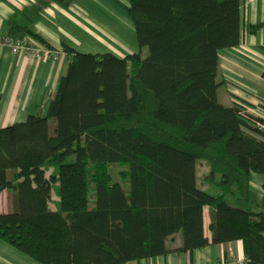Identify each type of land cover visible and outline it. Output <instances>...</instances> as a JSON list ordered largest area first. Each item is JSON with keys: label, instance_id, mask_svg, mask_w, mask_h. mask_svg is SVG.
I'll list each match as a JSON object with an SVG mask.
<instances>
[{"label": "trees", "instance_id": "1", "mask_svg": "<svg viewBox=\"0 0 264 264\" xmlns=\"http://www.w3.org/2000/svg\"><path fill=\"white\" fill-rule=\"evenodd\" d=\"M241 4L130 0L146 59L65 48L47 108L0 130V195L10 192L12 205L0 241L39 264H130L241 241L246 264H264V214L248 209L264 132L240 118L246 106L218 101L220 53L242 42ZM203 161L209 173L199 178ZM113 164L128 166L127 191ZM178 234L181 245H168Z\"/></svg>", "mask_w": 264, "mask_h": 264}, {"label": "crops", "instance_id": "2", "mask_svg": "<svg viewBox=\"0 0 264 264\" xmlns=\"http://www.w3.org/2000/svg\"><path fill=\"white\" fill-rule=\"evenodd\" d=\"M241 3V45L220 53L221 77L229 88L223 105L245 103L264 120V29L250 32L251 26L264 22V0ZM129 8L130 0H73L68 9L55 0H0V38L13 37L14 28H18L24 36L59 53L58 60L45 61L0 46V130L26 122L38 106L47 108L67 69L65 48L81 54H112L119 59L142 54ZM198 176L201 178L199 172ZM250 187L254 202L248 209L264 214V174H253ZM11 211L10 192H4L0 195V214ZM204 224L208 230L209 207L204 210ZM206 234L211 237L209 231ZM181 243V234L167 242L173 247ZM0 264L39 263L0 241ZM130 264H246V254L239 241Z\"/></svg>", "mask_w": 264, "mask_h": 264}, {"label": "built area", "instance_id": "3", "mask_svg": "<svg viewBox=\"0 0 264 264\" xmlns=\"http://www.w3.org/2000/svg\"><path fill=\"white\" fill-rule=\"evenodd\" d=\"M0 46L7 47L14 54L32 56L37 60H58L59 57V53L57 51H54L49 47L38 43L29 35L23 36L21 38H0ZM236 104L246 106L244 110L240 111V118L248 125L264 132V123H261L258 119L260 117L252 112L247 104L239 101H236Z\"/></svg>", "mask_w": 264, "mask_h": 264}, {"label": "rangeland", "instance_id": "4", "mask_svg": "<svg viewBox=\"0 0 264 264\" xmlns=\"http://www.w3.org/2000/svg\"><path fill=\"white\" fill-rule=\"evenodd\" d=\"M149 56V49H143L142 50V57L144 59H146L147 57ZM218 81L222 83V77H221V73L220 75H218ZM229 88L226 86L225 83L221 84L220 87L218 88V101L220 104H224L225 103V98L227 97L228 98V92ZM72 161V160H71ZM128 170V166L125 167V165H121V164H113L110 166V174L113 178V181L115 183H120L121 186L127 191L128 188L127 186L125 185L124 183V180H123V175H122V171H127ZM207 171H209V167L207 165L206 162H202L198 165V172H199V175L202 177L203 175H205L207 173ZM203 180H200L199 181V185L201 187V185L203 184ZM205 184V183H204ZM206 185V184H205ZM207 188H211L212 192H214L215 190L209 186V185H206ZM57 188L56 187V191H57ZM229 202L231 204H235V201L232 199V197H229Z\"/></svg>", "mask_w": 264, "mask_h": 264}]
</instances>
